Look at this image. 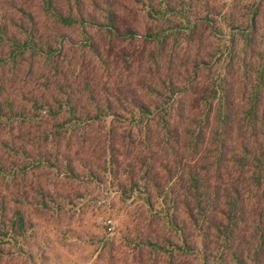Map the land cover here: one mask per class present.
I'll return each mask as SVG.
<instances>
[{
    "label": "trees",
    "instance_id": "obj_1",
    "mask_svg": "<svg viewBox=\"0 0 264 264\" xmlns=\"http://www.w3.org/2000/svg\"><path fill=\"white\" fill-rule=\"evenodd\" d=\"M172 11L150 7L141 29L121 0H0V238L28 223L6 205V178L40 192L35 171L73 172L76 147L148 207L160 198L181 240L165 264L187 249L198 264H264V67L239 85L211 78L209 16L179 26ZM122 110L142 139L113 125ZM95 119L104 130L85 136Z\"/></svg>",
    "mask_w": 264,
    "mask_h": 264
},
{
    "label": "rangeland",
    "instance_id": "obj_2",
    "mask_svg": "<svg viewBox=\"0 0 264 264\" xmlns=\"http://www.w3.org/2000/svg\"><path fill=\"white\" fill-rule=\"evenodd\" d=\"M121 1L135 11L132 19L141 29L144 22L152 20L147 14L150 7L173 9L170 17L179 26L185 23L184 18L196 22L208 15L209 29L204 32V40L208 39L207 51L213 62L209 69L211 78L226 72L239 85L264 67V0ZM179 9H183L184 16ZM251 19L255 21L254 30L247 29ZM243 34L248 35L247 40ZM71 35L76 39L75 34ZM78 54L79 51L75 56ZM72 55H68L66 63L72 61ZM127 116L123 111L113 125L118 131L130 130L142 139L144 131L137 134L138 127ZM102 124L95 119L84 135L104 130ZM77 151L73 147L69 152L73 161L71 173H67L63 162L56 169L35 171L43 186L40 192L22 187L16 193L6 178L8 185L1 188L6 205L8 209H25L28 223L21 235L0 238V264H165L168 251L181 253L173 246L178 241L175 229L158 214L160 198L152 195L154 207H148L145 193L140 188L132 190L126 176L109 173L108 166L91 162L86 153ZM6 159L7 168L8 155ZM107 219L112 221L111 230L105 225ZM153 240H158L159 248L148 244ZM187 250L184 249L185 264H198L197 252Z\"/></svg>",
    "mask_w": 264,
    "mask_h": 264
},
{
    "label": "built area",
    "instance_id": "obj_3",
    "mask_svg": "<svg viewBox=\"0 0 264 264\" xmlns=\"http://www.w3.org/2000/svg\"><path fill=\"white\" fill-rule=\"evenodd\" d=\"M105 225H106V227H107L108 230H111L112 227H113L111 219H107L105 221Z\"/></svg>",
    "mask_w": 264,
    "mask_h": 264
}]
</instances>
